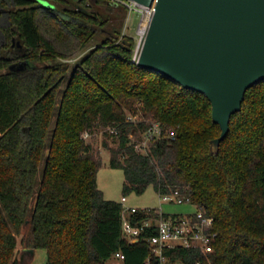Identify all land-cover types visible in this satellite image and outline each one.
<instances>
[{"label":"trees","instance_id":"1","mask_svg":"<svg viewBox=\"0 0 264 264\" xmlns=\"http://www.w3.org/2000/svg\"><path fill=\"white\" fill-rule=\"evenodd\" d=\"M128 12L117 0H0V264H21L19 237L46 248V264H163L148 241L156 228L130 241L121 202L98 187L103 157L83 133L100 127H111L103 146L124 170V193L178 188L214 217L213 252L166 249V264H264V80L246 91L213 154L221 127L210 100L137 63ZM150 120L164 134L141 152L134 136ZM148 216L130 218L141 226Z\"/></svg>","mask_w":264,"mask_h":264},{"label":"water","instance_id":"2","mask_svg":"<svg viewBox=\"0 0 264 264\" xmlns=\"http://www.w3.org/2000/svg\"><path fill=\"white\" fill-rule=\"evenodd\" d=\"M133 1L155 7L137 63L208 97L221 127L211 142L218 154L246 91L264 80V0Z\"/></svg>","mask_w":264,"mask_h":264},{"label":"built area","instance_id":"3","mask_svg":"<svg viewBox=\"0 0 264 264\" xmlns=\"http://www.w3.org/2000/svg\"><path fill=\"white\" fill-rule=\"evenodd\" d=\"M128 6L129 10H134L142 14V19L147 16L150 21L154 15L155 7L143 5L133 0H117ZM142 22V20H141ZM137 43V47L143 45L144 35ZM146 37V36H145ZM145 39V38H144ZM141 49V48H140ZM137 51V49H136ZM131 118V116H130ZM88 132H84V137L88 136ZM164 129L161 124L154 121L146 130V137L149 141L156 140L162 137ZM162 202H191L197 210L193 213H165L159 207H136L127 204L128 198L122 196V216H123V230L125 236L132 242H138L141 239L143 230L147 227H155L156 233L148 238L150 242L152 253L158 257L163 264H166L168 257L165 255V250L170 248H198L203 253L209 254L214 251V242L218 237V231L214 228V217L209 214L204 206L195 204L190 196L181 192L180 189H175L170 192L160 193ZM137 211H144L149 214L141 226L132 223L130 215ZM116 256L123 258L124 255L117 253ZM148 262V261H147ZM172 264H181L177 261ZM196 264H203L202 260H198Z\"/></svg>","mask_w":264,"mask_h":264},{"label":"rangeland","instance_id":"4","mask_svg":"<svg viewBox=\"0 0 264 264\" xmlns=\"http://www.w3.org/2000/svg\"><path fill=\"white\" fill-rule=\"evenodd\" d=\"M142 20V14L134 10H129L128 15L125 19L123 25V32L125 34L132 35L136 38L137 43L142 37L140 32V25ZM146 34L144 35L145 38ZM143 38V40H144ZM100 41V38L95 37L88 46L80 49L72 57L68 58L67 61L71 66L75 65L80 58L86 55L90 50ZM137 53V51H136ZM135 53V59L138 60V56ZM5 69L1 70L4 71ZM129 113V119L134 122H139L143 120L142 113L133 114ZM131 116V118H130ZM154 121L150 120L149 125ZM149 127V126H148ZM147 127V129H148ZM111 127H100L95 130L94 134H88L85 137L89 142L92 143L95 150H98L103 157V163L97 173V183L98 187L104 192V196L107 199H113L121 201L122 196L128 198L127 204L131 206H136L140 208L144 207H159L163 212L173 214V213H193L197 210L196 206L191 202L173 203V202H162L160 193L155 189L153 185H150L147 190L138 194L134 191L130 193L123 192V186L125 181V173L122 168L112 167L110 164L111 152L109 149L103 146V141L107 139L105 136V130ZM146 129V130H147ZM146 130L138 131L137 135L134 136L136 141V147L141 152H146L153 141H149L146 137ZM111 142V139L108 138ZM42 167L40 169L41 174ZM32 250V251H31ZM27 248L20 242V237L18 241L17 250L15 257L20 261L21 264H46L48 258V251L46 248ZM116 260V258H113Z\"/></svg>","mask_w":264,"mask_h":264},{"label":"bare ground","instance_id":"5","mask_svg":"<svg viewBox=\"0 0 264 264\" xmlns=\"http://www.w3.org/2000/svg\"><path fill=\"white\" fill-rule=\"evenodd\" d=\"M148 22H149V19L147 18V16H144L143 19H142L141 25H140V32H141V34H143L144 32H146V29L148 27ZM140 48H141V44H139L138 47H137V53H136L137 55L140 52Z\"/></svg>","mask_w":264,"mask_h":264}]
</instances>
